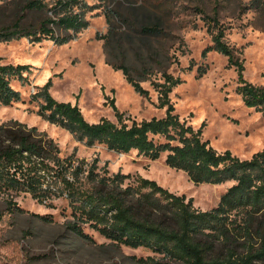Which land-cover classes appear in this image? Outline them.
Masks as SVG:
<instances>
[{
  "label": "rangeland",
  "instance_id": "1",
  "mask_svg": "<svg viewBox=\"0 0 264 264\" xmlns=\"http://www.w3.org/2000/svg\"><path fill=\"white\" fill-rule=\"evenodd\" d=\"M26 1L0 0V27L18 18L23 25H32L45 17L46 9H25ZM76 9L85 12L88 25L65 43L26 36L0 41L1 62L32 65L28 83L11 81L22 99L0 103V122L36 126L53 138L63 156L96 160L101 175L130 174L122 188L140 175L192 197L199 209L216 206L233 180L194 183L183 170L165 163V152L150 159L136 150L123 153L97 142L87 145L37 114L38 103L29 98L35 86L50 79V93L58 100L76 102L90 122L102 117L116 121L114 107L127 123L162 117L165 109L157 107L155 84L166 71L182 80L169 94L180 119L195 129L204 123L201 136L217 151L228 149L250 158L264 147V112L245 105L236 92L237 69L228 57L203 50L222 28L224 40L243 63V77L264 85V0H83ZM151 26L157 31L143 29ZM114 64L128 65L148 96L136 92ZM198 67L206 71L199 75ZM49 202L25 192H0V264H186L148 247L112 241L73 215L63 196ZM73 223L82 232L74 230ZM220 251L216 246L214 252Z\"/></svg>",
  "mask_w": 264,
  "mask_h": 264
},
{
  "label": "trees",
  "instance_id": "2",
  "mask_svg": "<svg viewBox=\"0 0 264 264\" xmlns=\"http://www.w3.org/2000/svg\"><path fill=\"white\" fill-rule=\"evenodd\" d=\"M82 2L27 0L25 9H46L45 17L32 25H23L18 18L1 26L0 41L26 36L32 41L49 38L57 44L65 43L88 25L85 12L76 9ZM143 29L156 32L158 28ZM223 36L224 30L219 27L203 54L214 49L226 55L228 63L237 69L236 92L245 105L264 112V85L243 77V63ZM114 66L122 70L136 92L148 96L149 91L132 76L128 65ZM31 70L29 63L0 61L1 104L22 99L11 81L28 83ZM197 71L202 75L206 70L198 67ZM162 78L155 85L157 107L165 109L164 115L131 119L130 123L115 107L116 121L105 117L88 121L76 102L58 100L50 93V79L35 86L29 100L38 103L37 114L87 145L97 142L123 153L136 150L150 159L165 152V163L183 170L194 183L233 180L216 206L199 209L192 197L171 192L140 175L122 188L130 174L101 175L96 160L89 163L74 154L63 156L45 131L18 120L0 122V192H25L46 203L63 196L69 200L73 215L112 241L148 247L186 264H264V147L245 159L228 149L217 151L201 136L204 123L195 129L174 111L169 94L182 82L180 76L163 71ZM72 227L82 232L80 225L73 223ZM216 246H221L220 252H214Z\"/></svg>",
  "mask_w": 264,
  "mask_h": 264
}]
</instances>
